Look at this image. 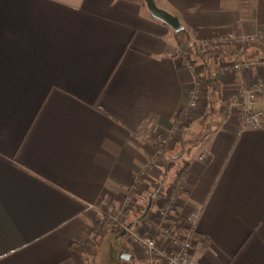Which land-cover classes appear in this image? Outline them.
<instances>
[{
    "label": "crops",
    "instance_id": "1",
    "mask_svg": "<svg viewBox=\"0 0 264 264\" xmlns=\"http://www.w3.org/2000/svg\"><path fill=\"white\" fill-rule=\"evenodd\" d=\"M146 1L0 0V264H90L81 245L107 210L136 181L139 205L159 200L176 162L188 166L177 213L202 210L195 264H264V130L237 133L222 95L236 77L218 75L242 56L259 63L237 77L264 82V40L242 55L230 44L190 50L214 81L166 161L145 170L189 97L184 44L256 31L264 0H155L179 32Z\"/></svg>",
    "mask_w": 264,
    "mask_h": 264
},
{
    "label": "built area",
    "instance_id": "2",
    "mask_svg": "<svg viewBox=\"0 0 264 264\" xmlns=\"http://www.w3.org/2000/svg\"><path fill=\"white\" fill-rule=\"evenodd\" d=\"M258 40H264V26L254 32L228 31L217 32L211 36L192 37L189 45L184 44L183 50H180V62L190 74L189 97L170 127L156 138L153 154L149 157L145 170L151 171L166 161L169 148L181 138L182 131L191 121L192 113L207 96L208 85L213 79L204 78L197 72L190 50L202 56L207 48L230 44L242 55ZM258 63L259 61L241 56L236 60L222 61L218 66V75L222 78L229 75L236 77L235 82H231V86L222 95L226 101L225 115L235 117L238 134L244 130H264V82L258 80L256 85L250 86L237 77ZM153 128L156 129V126ZM196 158L206 161L208 154L202 150ZM176 170V180L168 193L159 200L150 199L145 207L146 211H143L136 224L131 222V213L140 197L139 181L130 185L119 206L108 209L102 219L104 227L111 230L118 227L128 238L140 264H195L196 231L202 210L187 208L186 211L177 213L180 193L184 191L186 184L188 166L180 163Z\"/></svg>",
    "mask_w": 264,
    "mask_h": 264
},
{
    "label": "rangeland",
    "instance_id": "3",
    "mask_svg": "<svg viewBox=\"0 0 264 264\" xmlns=\"http://www.w3.org/2000/svg\"><path fill=\"white\" fill-rule=\"evenodd\" d=\"M189 44L190 42L187 43V45ZM198 148V145H196L191 149L194 152L197 151ZM176 163L178 165L180 164L179 162ZM102 230L103 233L100 234L96 245L94 246V253L88 254V260L90 264H140L139 258L137 256L124 258L123 255L126 252L128 253V250L130 254L133 252L126 236L120 234L119 232L107 231L106 229Z\"/></svg>",
    "mask_w": 264,
    "mask_h": 264
},
{
    "label": "trees",
    "instance_id": "4",
    "mask_svg": "<svg viewBox=\"0 0 264 264\" xmlns=\"http://www.w3.org/2000/svg\"><path fill=\"white\" fill-rule=\"evenodd\" d=\"M146 205H148L147 199H144L143 200V203L141 205H139L138 203L136 204V206L134 207V209H133V211L131 213V222L132 223H135L136 224L139 221L140 217L143 214V211H146V208H145ZM101 226H102V229H106L107 231H114V232H119L120 234H122V232L119 230L118 227H115V228H113L111 230V229H107L102 224H101ZM102 229L101 228L100 229H97L96 232H94V234H93L92 240H88L86 243H84L83 245H81V247L84 250H86V249H88V250L89 249H92L94 251V246L96 245L97 239L99 238L100 234L103 233V230ZM93 251H90V252L93 254L94 253ZM128 253H130V252L128 251Z\"/></svg>",
    "mask_w": 264,
    "mask_h": 264
},
{
    "label": "water",
    "instance_id": "5",
    "mask_svg": "<svg viewBox=\"0 0 264 264\" xmlns=\"http://www.w3.org/2000/svg\"><path fill=\"white\" fill-rule=\"evenodd\" d=\"M147 7L151 13V15L156 18L161 20L162 22L168 24L170 27H172L176 32H179L183 30V25L180 23L177 17L174 15L170 14L169 12L159 8L155 0H147ZM125 258H128V254L125 253L123 255Z\"/></svg>",
    "mask_w": 264,
    "mask_h": 264
}]
</instances>
